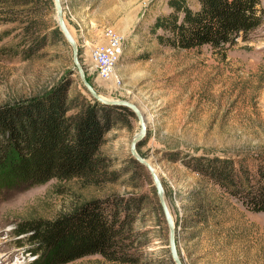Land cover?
Segmentation results:
<instances>
[{"label":"rangeland","instance_id":"rangeland-1","mask_svg":"<svg viewBox=\"0 0 264 264\" xmlns=\"http://www.w3.org/2000/svg\"><path fill=\"white\" fill-rule=\"evenodd\" d=\"M167 1L62 0L93 87L106 99L133 102L147 118L148 133L138 151L162 179L183 264H264V211L247 209L180 160L187 154L224 156L264 149V25L248 42L227 51L165 48L149 27L157 16L170 12ZM45 15L50 25L57 24L55 6ZM111 34L122 37L125 45L116 67L121 87L103 79L89 56L90 48L107 42ZM73 69L72 48L62 42L28 61L0 59V107L35 97L62 81L72 82L71 93L80 91L91 99ZM139 130L135 116L131 125L106 134L102 149L112 168L127 170L115 184L96 188L78 178L0 183V264L34 263L28 234L16 233L24 223L53 219L92 198L143 193L148 195L145 208L133 214L144 253L136 264H174L168 256L169 227L156 207L151 175L132 162L131 142ZM174 156L179 160L173 161ZM66 264L134 263L93 254Z\"/></svg>","mask_w":264,"mask_h":264},{"label":"trees","instance_id":"trees-1","mask_svg":"<svg viewBox=\"0 0 264 264\" xmlns=\"http://www.w3.org/2000/svg\"><path fill=\"white\" fill-rule=\"evenodd\" d=\"M167 6L170 12L157 16L149 27L165 48L227 51L248 42L264 25V0H168ZM53 7V0H0V59L28 61L51 44L68 46L57 24L47 21L45 13ZM71 86L62 81L35 97L0 107V183L35 185L78 178L85 186L102 188L127 173L112 168L102 148L106 134L131 125L134 113L88 99L80 91L73 94ZM180 160L247 209L264 211V149L224 156L187 154ZM147 196L92 198L53 219L24 223L16 233L28 234L30 252L36 256L33 264H66L93 254L136 264L144 253L133 214L145 208ZM168 256L174 262L171 253Z\"/></svg>","mask_w":264,"mask_h":264},{"label":"water","instance_id":"water-1","mask_svg":"<svg viewBox=\"0 0 264 264\" xmlns=\"http://www.w3.org/2000/svg\"><path fill=\"white\" fill-rule=\"evenodd\" d=\"M54 6L56 9V20H57V26L61 33L63 34L64 38L66 39L67 43L72 48V56H73V64H74V72L79 75L82 83V87L84 91L89 95V97L95 101H98L102 104L115 106V107H127L129 108L134 115L137 117L140 125L139 132L134 136L131 142L130 152L131 155L142 165L146 167L148 172L151 175V178L153 180V183L156 188V192L162 207V211L165 217V220L169 227V247H170V253L172 256L173 261L175 264H183L181 255L178 248L177 243V228H176V222L175 218L173 216V213L171 211V208L169 206V203L167 201V197L165 194L164 185L162 182V179L157 172V169L155 168L154 164L145 158L143 155H141L138 151L140 143L146 138L148 133V121L141 110L140 107H138L136 104H134L131 101L128 100H109L101 96L96 89L93 87L89 79L87 78V74L85 70L83 69V66L80 61V55H79V47L77 45V42L75 38L73 37L72 33L70 32L67 23L65 21V11H64V5L62 0H53Z\"/></svg>","mask_w":264,"mask_h":264},{"label":"built area","instance_id":"built-area-1","mask_svg":"<svg viewBox=\"0 0 264 264\" xmlns=\"http://www.w3.org/2000/svg\"><path fill=\"white\" fill-rule=\"evenodd\" d=\"M124 40L111 34L105 43L90 48L89 56L93 60L98 74L105 80L112 81L116 87L122 86V79L116 72L124 54Z\"/></svg>","mask_w":264,"mask_h":264},{"label":"bare ground","instance_id":"bare-ground-1","mask_svg":"<svg viewBox=\"0 0 264 264\" xmlns=\"http://www.w3.org/2000/svg\"><path fill=\"white\" fill-rule=\"evenodd\" d=\"M1 233V232H0ZM2 261V260H1ZM4 264V263H3Z\"/></svg>","mask_w":264,"mask_h":264}]
</instances>
